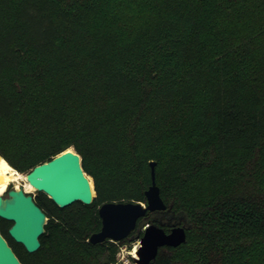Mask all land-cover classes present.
I'll use <instances>...</instances> for the list:
<instances>
[{
  "label": "trees",
  "instance_id": "1",
  "mask_svg": "<svg viewBox=\"0 0 264 264\" xmlns=\"http://www.w3.org/2000/svg\"><path fill=\"white\" fill-rule=\"evenodd\" d=\"M73 148L90 205L60 208L23 264H117L89 241L105 202L167 205L136 228L185 225L155 264H264V0H0V156L31 170ZM143 231L141 232V235Z\"/></svg>",
  "mask_w": 264,
  "mask_h": 264
},
{
  "label": "water",
  "instance_id": "2",
  "mask_svg": "<svg viewBox=\"0 0 264 264\" xmlns=\"http://www.w3.org/2000/svg\"><path fill=\"white\" fill-rule=\"evenodd\" d=\"M156 162H151L152 183L146 190V202H105L98 213L101 229L91 234L89 241L101 243L105 240L120 241L132 234L138 220L147 212L167 208L160 187L156 182ZM27 181L38 192H43L60 208L76 202L90 205L95 197L94 184L82 167L80 154L72 148L50 160L34 166L27 174ZM0 218L10 221L8 232L12 239L30 252L41 247L40 237L47 224L46 213L37 205L34 196L24 189L8 188L0 195ZM137 264H155L160 247H178L187 240L185 225L171 226L169 231L156 222L146 224L139 236ZM0 264H23L6 238L0 232Z\"/></svg>",
  "mask_w": 264,
  "mask_h": 264
},
{
  "label": "rangeland",
  "instance_id": "3",
  "mask_svg": "<svg viewBox=\"0 0 264 264\" xmlns=\"http://www.w3.org/2000/svg\"><path fill=\"white\" fill-rule=\"evenodd\" d=\"M0 159H4V158L0 156ZM11 167L15 171H17L20 175H22V177L17 179V180L9 181V183L6 187V190L3 193H1V195H6L8 188H15V189L22 188L27 193H31L32 195L35 196L37 191L23 177V176H26V174L29 172V170H19V169L13 167L12 165H11ZM88 176L90 177V180L93 183V178L90 175H88ZM95 196H96V192H95ZM47 220H48V218H47ZM145 226L146 225L142 226L140 229L136 228L132 232V234L127 237V243L120 245V249L118 252L117 264H137V262L135 261L134 254H135V252L138 253L139 247L141 245L139 236L141 235V232L144 230Z\"/></svg>",
  "mask_w": 264,
  "mask_h": 264
},
{
  "label": "bare ground",
  "instance_id": "4",
  "mask_svg": "<svg viewBox=\"0 0 264 264\" xmlns=\"http://www.w3.org/2000/svg\"><path fill=\"white\" fill-rule=\"evenodd\" d=\"M21 177L22 175H20L17 171H15L6 160L0 159V195L6 190V187L9 181L17 180ZM23 177L25 180H27L26 176H23ZM134 256L135 258H139V255L137 252H135Z\"/></svg>",
  "mask_w": 264,
  "mask_h": 264
},
{
  "label": "flooded vegetation",
  "instance_id": "5",
  "mask_svg": "<svg viewBox=\"0 0 264 264\" xmlns=\"http://www.w3.org/2000/svg\"><path fill=\"white\" fill-rule=\"evenodd\" d=\"M40 194H45V193H43V192H38L37 191V193L35 194V196H34V199L37 197V196H39ZM48 198H49V196L47 195V194H45ZM23 246V245H22ZM24 247V246H23Z\"/></svg>",
  "mask_w": 264,
  "mask_h": 264
}]
</instances>
